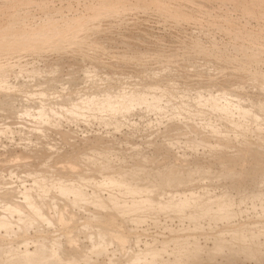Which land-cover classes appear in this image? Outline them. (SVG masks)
Wrapping results in <instances>:
<instances>
[{
  "label": "rangeland",
  "instance_id": "1",
  "mask_svg": "<svg viewBox=\"0 0 264 264\" xmlns=\"http://www.w3.org/2000/svg\"><path fill=\"white\" fill-rule=\"evenodd\" d=\"M263 95L264 0H0V100L9 109L0 103V195L21 205L0 200V217H10L0 225V264H49L34 252L42 246L60 251V264H264ZM170 168L182 181L172 174L162 184L158 172ZM106 172L150 187L128 193ZM146 195L186 201L123 212L103 204ZM223 199L226 218L183 215ZM32 200L48 215L18 219L36 211ZM100 229L116 236L100 239ZM175 237L190 242L183 249ZM215 237L226 245L209 254ZM239 241L262 248L259 257Z\"/></svg>",
  "mask_w": 264,
  "mask_h": 264
},
{
  "label": "bare ground",
  "instance_id": "2",
  "mask_svg": "<svg viewBox=\"0 0 264 264\" xmlns=\"http://www.w3.org/2000/svg\"><path fill=\"white\" fill-rule=\"evenodd\" d=\"M96 25V24H95ZM62 44V43H61ZM175 47V46H174ZM100 58V57H99ZM122 70V69H121ZM125 70V69H124ZM196 73V72H195ZM194 74V73H193ZM241 76V75H240ZM217 77V76H216ZM232 77V76H231ZM223 78H225V77H223ZM230 78V77H229ZM232 78H234V77H232ZM231 78V79H232ZM250 78V77H249ZM227 79V78H226ZM209 80V79H208ZM207 80V81H208ZM230 80V79H229ZM197 81V80H196ZM212 81V80H211ZM214 81V80H213ZM204 83V82H203ZM227 84V83H226ZM249 84V83H248ZM211 86V85H210ZM207 87V86H206ZM225 87V86H224ZM219 88V87H218ZM108 89V88H107ZM228 90V89H227ZM105 91V90H104ZM224 91V90H223ZM93 92H95V91H93ZM225 92V91H224ZM223 92V93H224ZM230 92V91H229ZM148 93V92H147ZM166 93V92H165ZM96 94V93H95ZM138 94V93H137ZM145 94V93H144ZM226 94V93H225ZM230 94H231V92H230ZM233 94V93H232ZM208 95V94H207ZM78 96V95H77ZM102 96V95H101ZM117 96V95H116ZM115 96V97H116ZM198 96V95H197ZM235 96V95H234ZM237 96V95H236ZM264 96V95H263ZM98 97V96H97ZM120 97V96H119ZM165 97V96H164ZM163 97V98H164ZM69 98V97H68ZM68 98H67V100H68ZM71 98V97H70ZM86 98V97H85ZM109 98V97H108ZM131 98V97H130ZM142 98V97H141ZM241 98H243V97H241ZM76 99V98H75ZM119 99V98H118ZM158 99V98H157ZM196 99V98H195ZM207 99V98H206ZM230 99V98H229ZM5 100V99H4ZM3 100V103H1L2 101L0 100V103L2 104V110H3V108H6V106L5 105H3L4 104V101ZM6 100H8V99H6ZM70 100V102H71V100L72 99H69ZM93 100V99H92ZM209 100V99H208ZM104 101V100H103ZM260 101V100H259ZM95 102V101H94ZM146 102V101H145ZM7 103H9V101L7 102ZM7 103H5V104H7ZM68 103V104H67ZM72 103V102H71ZM70 103V104H71ZM93 103V102H92ZM210 103V102H209ZM259 104H262L261 102H258ZM10 104V103H9ZM9 104H7V106H9ZM66 104L68 105V106H70V104H69V101H66ZM100 104V103H99ZM215 104V103H214ZM241 104V103H240ZM254 104V103H253ZM79 105V104H78ZM77 105V106H78ZM81 105V104H80ZM219 105V104H218ZM258 105V104H257ZM5 106V107H4ZM237 106V105H236ZM255 106V105H254ZM259 106V105H258ZM264 106V105H263ZM0 107H1V105H0ZM26 107V106H25ZM103 107V106H102ZM260 107H262V106H260ZM216 108V107H215ZM214 108V109H215ZM219 108V107H218ZM221 108V107H220ZM227 108V107H226ZM258 108V107H257ZM264 107H262V109H263ZM6 109H8V108H6ZM6 109H4V111H6ZM66 109V108H65ZM231 109V108H230ZM241 109V108H240ZM252 109H254V107L252 108ZM260 109V108H259ZM259 109H257V110H259ZM261 109V110H262ZM242 110H244V106H243V108H242ZM246 110V109H245ZM264 110V109H263ZM262 110V111H263ZM8 111H9V109H8ZM7 111V112H8ZM42 111V110H41ZM224 111H225V108H224ZM249 111H251V109L249 110ZM248 111V112H249ZM0 112H1V108H0ZM13 112V111H12ZM47 112V111H46ZM248 112H247V114H248ZM255 112H256V108H255ZM2 113V112H1ZM0 113V114H1ZM257 113V112H256ZM258 113H261V111H259ZM262 114H264V112H262ZM261 114V115H262ZM253 115H254V113H253ZM252 115V116H253ZM0 117H2L1 115H0ZM249 118L251 117V114H250V116H248ZM259 117V116H258ZM262 117V116H261ZM260 117V118H261ZM251 119V118H250ZM252 120H254L253 118H252ZM257 120V119H256ZM257 122V121H256ZM252 123V122H251ZM264 124V123H263ZM224 127V126H223ZM251 127H252V125H251ZM241 128H242V125H241ZM263 128V127H262ZM249 129H251V128H249ZM261 129V128H260ZM260 129H258V130H260ZM244 132V131H243ZM260 132V131H259ZM262 132V131H261ZM260 132V133H261ZM172 133V132H171ZM239 133V132H238ZM220 134V133H219ZM221 136H222V133H221ZM225 136V135H224ZM223 137V136H222ZM225 138V137H224ZM222 139V138H221ZM103 145V144H102ZM100 146L99 145V148L101 147H103V146ZM109 145V144H108ZM41 146V145H40ZM98 146V145H97ZM95 147L96 149L98 148V147ZM111 146V145H110ZM33 148H34V146H33ZM46 148V147H45ZM45 148H44V150H45ZM98 148V149H99ZM107 148L108 147H106V149L104 150V151H106L107 150ZM99 150H101V149H99ZM27 151V150H26ZM43 151V150H42ZM103 151V152H104ZM131 151V150H130ZM220 151V150H219ZM44 152V151H43ZM46 152V151H45ZM56 152H58V151H56ZM75 152V151H74ZM37 154H38V152H36ZM40 153H41V151H40ZM39 153V154H40ZM52 153V152H51ZM77 153V152H76ZM214 153L215 152H213V155H214ZM217 153H218V151H217ZM216 153V154H217ZM36 154V155H37ZM59 154V153H58ZM135 154V153H134ZM136 154H138V153H136ZM143 154V153H142ZM224 154V153H223ZM233 154V153H232ZM231 153H230V155L231 156H233ZM47 155H50V154H48L47 153ZM70 155H72L71 157H70V159L67 161V159H65L66 161H64L63 160V162L66 164L67 163V166H73L72 164H74L75 163V161H77L78 160V158H79V155L77 156V154H76V156L75 155H73V152H72V154H70ZM84 155V154H83ZM139 155V154H138ZM145 155V154H144ZM218 155V154H217ZM235 155H237V152H236V154ZM34 156V155H33ZM40 157H42L41 155H39ZM39 156H37V159L38 158H40ZM55 156H58V155H55ZM146 156V155H145ZM49 157V156H48ZM47 157V158H48ZM59 157V156H58ZM60 157H61V155H60ZM63 157H65V155L63 156ZM137 157V156H136ZM83 158V157H82ZM229 158V157H228ZM232 158V157H231ZM236 158V157H235ZM54 159V158H53ZM143 159V158H142ZM39 160V159H38ZM45 160V159H44ZM56 160H57V158H56ZM56 160H55V164L57 163L56 162ZM80 160V159H79ZM146 160H148V158L146 157ZM150 160V159H149ZM228 160L230 161V159H227V162H228ZM234 160V159H233ZM41 161H42V159H41ZM81 161V160H80ZM143 161V160H142ZM232 161V160H231ZM38 162V161H37ZM137 161H135V163H136ZM141 162V161H140ZM224 162V161H223ZM50 163V162H49ZM61 163H62V161H61ZM78 163H79V161H78ZM103 163H105V162H103ZM143 163V162H142ZM141 163V164H142ZM148 163V162H147ZM234 163V162H233ZM39 164V163H38ZM41 164V163H40ZM39 164V165H40ZM55 164L52 166V167H54L55 166ZM65 164L62 166V167H64L65 166ZM69 164H71V165H69ZM140 164V165H141ZM229 164H230V162H229ZM47 165V164H46ZM58 165V164H57ZM56 165V166H57ZM103 165V164H102ZM105 165H106V163H105ZM137 165H138V162H137ZM149 165V164H148ZM147 165V166H148ZM67 166H66V169H67ZM90 166V165H89ZM89 166H87L88 168H90L91 169V167H89ZM134 166H136V165H134ZM147 166H145V164H144V166L143 167H147ZM225 166V165H224ZM27 167V166H26ZM43 168H44V166H42ZM51 167V166H50ZM49 167V171L51 172L52 170H51V168ZM58 167V166H57ZM86 167V168H87ZM103 167V166H102ZM104 167H106V166H104ZM104 167H103V169H104ZM142 167V166H141ZM140 167V168H141ZM143 167L141 168L142 170H143ZM163 167V166H162ZM170 167V166H169ZM172 167V166H171ZM200 167V166H199ZM222 167V166H221ZM229 167H233V166H229ZM55 168V167H54ZM54 168H52V169H54ZM87 168V169H88ZM94 168V167H93ZM92 168V169H93ZM106 168H108V167H106ZM27 169V168H26ZM62 169H64V168H62ZM89 169V170H90ZM96 168H94V170H95ZM160 169V168H159ZM159 169H157V170H159ZM192 169H197V167L195 166L194 168H192ZM202 169V168H201ZM229 169V168H228ZM45 170V168L43 169V170H41V171H44ZM61 170V169H60ZM93 170V173L95 172ZM161 170V169H160ZM172 169L170 168V171L168 170V171H166L165 172V174H166V176L167 175H172L173 174V172H176V171H171ZM202 170H205V169H202ZM201 170V171H202ZM225 170V169H224ZM29 171L30 172H32V173H35V172H38V169H29ZM40 171V170H39ZM54 171V170H53ZM56 171H57V169H56ZM85 171V170H84ZM164 171V170H163ZM163 171H159L158 172V179H160L161 180V183L163 184V183H170L171 181L173 182L174 181V179L173 178H175V180L178 178H180V177H177L176 178V175L175 174H173V176H175V177H173L172 178V176L170 177V176H168V177H164V175H163ZM192 171H194V170H192ZM61 172V171H60ZM97 172H101V171H97ZM104 172V171H103ZM168 172L170 173V174H168ZM225 172V171H224ZM39 173V172H38ZM96 173V172H95ZM114 173V172H113ZM154 173H156V172H154ZM87 175H89L88 173H86ZM90 174H92V173H90ZM119 174V173H118ZM120 174H122V173H120ZM176 174H177V172H176ZM58 175V174H57ZM80 175V174H79ZM124 175V174H123ZM156 175V174H155ZM160 175V176H159ZM226 175V174H225ZM58 176H60V174L58 175ZM86 176V175H85ZM93 176L95 177V175L93 174ZM120 176V175H119ZM117 177V175H112L111 174V172L110 173H105V175H104V178H105V180H107V181H111V182H114V183H117V184H126L127 185V191L126 192H128V193H131V194H133V193H135L134 195H136L137 194V192L138 191H140V190H143V189H149L148 187H150V186H148L147 184H144V185H139L138 183H134V182H130V181H128L126 178H122V176L121 177ZM179 176V175H178ZM61 177V176H60ZM89 177V176H88ZM93 177V178H94ZM130 177V176H129ZM170 177V178H169ZM80 178V177H79ZM82 178L84 179V182H85V179L87 178V177H84V175H83V177H81V180H82ZM91 178H92V176H91ZM97 178V177H96ZM150 178V177H149ZM146 179V180H148V182H149V180L150 179ZM152 178V177H151ZM73 179V178H72ZM157 179V178H156ZM177 179V180H178ZM183 179H186V177L185 178H183ZM80 180V181H81ZM89 180V179H88ZM88 180H87V182H88ZM95 180V179H94ZM180 180V179H179ZM153 181V180H152ZM180 181H182V179L180 180ZM60 183V182H59ZM59 183H58V185H59ZM150 183V182H149ZM76 184V183H75ZM78 184H80L79 182H78ZM126 185L124 186L125 188H126ZM152 186V185H151ZM59 187H60V189L61 190H63L64 192H66L68 189V191H73L75 194H74V197L75 198H78V199H85L86 200V196H85V194L81 191V190H79V185H72V184H64V182L63 183H61V185H59ZM153 187V186H152ZM10 189V188H9ZM4 192H1V195H0V197H1V201L4 203V204H6V206L9 208V210H11L12 209V211L14 210V211H20L21 209V205L19 204V202H17V203H15L14 201H16V200H14V198H13V196L11 195V193L9 192V191H5V190H3ZM62 191V192H63ZM134 195L132 196V197H134ZM227 195V194H226ZM226 195L225 196H223V197H226ZM100 196V195H99ZM99 196L97 197H95L94 198V200H96L99 204H101V202H103L104 200H102L101 201V199H99ZM228 196V195H227ZM32 195H30V194H24V199H27V202L29 201V200H31L32 199ZM113 196H111V198H112ZM136 197V196H135ZM75 198H73L74 199V201H76L75 200ZM110 198V197H109ZM114 201H110V199L109 200H105L104 202H103V204L105 203V205L107 204V205H109V207H110V205H111V207L110 208H112L113 206L115 207L114 209H117V211H120V212H123V211H127V210H129L130 208H137V207H139V208H142V206L143 205H141V207H140V204H145L146 202L148 203V204H152V202H155L156 204H157V206H159V205H161V204H164V203H166V204H164V207H168L169 209L170 208H174V206L176 205V204H181V202H183V204H184V202L186 201L184 198L183 199H180V198H178V199H176V202H175V200L173 201V199H171V200H169V201H167V202H161V201H159L158 199H157V197H149V195H146L145 196V198L144 199H140V200H138V199H135V198H132V200L130 199V201H129V203L128 202H123L120 206H117V204H118V202H117V200L115 201V199L114 198H112ZM219 199H221V198H219ZM225 199H223V200H221V201H219L215 206L214 205H207L208 204V202L206 203V202H199L197 205L199 206H197L196 205V203H195V205L198 207V208H196V209H193V211H191V210H185V213H183V215L184 214H186V211H188V213H189V216L190 217H197V216H199V215H201L202 213L204 214L206 211H210L209 213H212L213 215H214V217H215V215H217V216H223V218L225 217L226 218V216L227 215H229L230 213H231V209L229 208V205H227V203H226V200L224 201ZM38 201V200H37ZM37 201H34V200H32V201H30L31 202V209H32V207H34V210H36V211H34L33 209V211L34 212H38L37 214H36V216H35V214H34V212L32 213H30V212H27V213H25V211H24V213H22L21 212V215H20V217L18 218V219H22L23 221L24 220H27V221H30V219H32V220H35L34 218L36 217L37 218V216L38 217H43V219H45V217L48 215H46L45 216V213L43 214V213H41V211L40 210H44V207L46 206V204L44 203V206H43V209H41V207H40V203L39 202H37ZM39 201H40V199H39ZM66 201V200H65ZM95 201V202H96ZM217 201V200H216ZM59 202V201H58ZM115 202H117L116 203V205H115ZM192 202H194V201H192ZM229 202V201H228ZM52 203V202H51ZM54 203V202H53ZM125 203H128V204H125ZM146 203V204H147ZM175 203V204H174ZM210 203V202H209ZM214 203V202H213ZM226 203V204H225ZM42 204V203H41ZM64 204H67V203H65L64 202ZM145 204V205H146ZM147 204V205H148ZM159 204V205H158ZM167 204H170V205H167ZM172 204H174L173 206H172ZM192 204V203H191ZM194 204V203H193ZM51 205V204H50ZM104 205V206H105ZM167 205V206H166ZM182 205V204H181ZM64 206H66V205H64ZM117 206V207H116ZM172 206V207H171ZM189 206V205H188ZM193 206V205H192ZM214 206V207H213ZM68 207V206H67ZM66 207V208H67ZM105 207H108V206H105ZM108 207V208H109ZM153 207H154V205H153ZM160 207V206H159ZM180 207V206H179ZM183 207V206H182ZM160 208H163V205L160 207ZM175 208H177V205H176V207ZM65 209V208H64ZM106 209V208H105ZM138 209V208H137ZM179 209V208H178ZM131 210V209H130ZM129 210V211H130ZM233 210V209H232ZM65 211V210H64ZM190 211V212H189ZM42 212H44V211H42ZM47 212V211H46ZM59 212V211H58ZM60 213H62V212H60ZM60 213H58V215L60 214ZM109 213V212H108ZM124 214V213H123ZM233 214V213H232ZM107 215V214H106ZM105 215V216H106ZM182 215V216H183ZM188 215V214H187ZM103 216H104V214H103ZM104 216V217H105ZM124 216V215H123ZM122 216V217H123ZM188 216V217H189ZM49 217V216H48ZM48 217H47V219H48ZM114 217V216H113ZM128 217V216H127ZM137 217V216H136ZM109 218V217H108ZM112 218V217H111ZM39 219H41V218H39ZM38 218H37V221L39 220ZM121 219V218H120ZM124 220V219H123ZM196 220V219H195ZM9 221H10V217H0V225H2V224H9ZM100 221H102V218H100ZM111 222H112V220H110ZM110 221H108V224H110ZM193 221V220H192ZM24 222H26V221H24ZM103 223V222H102ZM24 224V223H23ZM99 226V225H98ZM115 226V225H114ZM121 226V225H120ZM97 227V226H96ZM99 227H101V226H99ZM103 227V226H102ZM101 227V228H102ZM23 228V227H22ZM112 228V227H111ZM110 228V229H111ZM234 228V227H233ZM9 229V228H8ZM7 229V230H8ZM119 229V228H118ZM121 229V228H120ZM113 230V228L110 230V232L109 233H111V231ZM232 231H236V229H232ZM113 232H116V231H113ZM236 232H238V231H236ZM239 233V235L240 236H237V238H235V239H237V240H243V236L241 235V233L240 232H238ZM116 234H118L117 232H116ZM107 235H109L108 233H107V231H105V230H102V229H100V231L97 233V236L98 237H100V239H102V238H104V237H108ZM114 235V234H113ZM116 236V235H115ZM114 236V237H115ZM111 237H113V236H111ZM110 237V235H109V237L108 238H111ZM113 237V238H114ZM177 237V236H176ZM176 237H175V239H176ZM178 237H180V236H178ZM177 237V238H178ZM107 238V239H108ZM120 238H121V235H120ZM119 238V239H120ZM216 238V237H215ZM241 238V239H240ZM188 240H190V239H188ZM241 240V241H242ZM176 243L180 246V247H183V249H184V247L190 242H187V239H183V238H179V239H176ZM107 242V241H106ZM109 242V241H108ZM193 242V241H192ZM240 242V241H239ZM98 243V242H97ZM118 243V242H117ZM192 244V243H191ZM223 245H226L225 243H224V239H220V238H216L215 239V242L213 243V248L211 249V251L209 250L208 251V253L209 254H211L212 253V251H216V250H219V249H222V247H223ZM235 247H236V245H234ZM43 247L44 246H42L41 248H39V247H37L36 249H35V253H36V255H37V258L38 259H40V260H42V261H46V262H50L51 263V261H53V262H55V263H57V264H60L62 261H63V258L61 257V253H60V251H57L56 250V252L55 251H53L52 250V252L51 251H49V250H47L46 251V249L44 248L43 249ZM177 247V246H176ZM225 247V246H224ZM247 247V246H246ZM246 247H245V244H242V242H240L239 244H238V246H237V248H239L242 252H244L243 250L244 249H246ZM197 248H199V246L198 245H196V246H192V247H190V251L191 252H193L192 254L194 255V251H197ZM227 248H228V252H230L229 254H231V252H234V250L232 249V246H230V247H228L227 246ZM179 249V248H178ZM191 249H193V250H191ZM262 249V248H261ZM260 249V250H261ZM238 250V249H237ZM260 250H259V248L257 247V246H253V247H248V249H246L245 250V252L248 254V255H253V256H256V257H259V253H260ZM178 251V250H177ZM236 251V250H235ZM101 252V251H100ZM190 252V253H191ZM198 252V251H197ZM244 252V253H245ZM25 253H27V251H25ZM149 253H150V255L153 257V256H156V254H157V252H156V250H149ZM148 253V254H149ZM182 253H184V251L182 252ZM207 253V255H209ZM179 254V253H178ZM191 254V255H192ZM196 254V253H195ZM261 254V253H260ZM134 255V254H133ZM159 255V254H158ZM22 256V255H21ZM150 256V257H151ZM179 256V255H178ZM209 257V256H208ZM233 257V256H232ZM14 259H18L17 257L16 258H14ZM37 259V260H38ZM132 259H134V257L132 258ZM135 259H136V257H135ZM134 259V260H135ZM141 259V258H140ZM146 259V258H145ZM197 259V258H196ZM27 260V255H25V256H23V257H20V259H19V261L20 262H28V260ZM137 260H139L138 259V257H137ZM137 260H136V264H138L137 263ZM149 260V259H148ZM210 260V259H209ZM74 262V264H77L76 262H75V260H73ZM161 261V260H160ZM17 262H18V260H17ZM30 263L32 262V261H29ZM28 262V263H29ZM52 262V263H53ZM142 262V261H141ZM144 262V261H143ZM162 262V261H161ZM198 262V261H197ZM204 262V261H203ZM211 262V261H210ZM10 263V262H9ZM28 263H26V264H28ZM34 263V262H33ZM49 263V264H50ZM55 263H53V264H55ZM149 263V262H148ZM165 263V262H164ZM32 264V263H31ZM35 264V263H34ZM130 264V263H129ZM132 264H134V262L132 263ZM201 264V263H200ZM209 264V263H208Z\"/></svg>",
  "mask_w": 264,
  "mask_h": 264
}]
</instances>
